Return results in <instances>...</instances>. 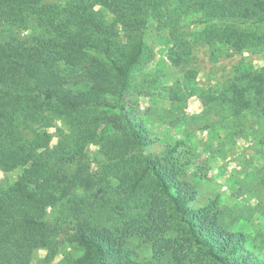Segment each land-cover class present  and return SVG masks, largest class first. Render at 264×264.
Segmentation results:
<instances>
[{
  "label": "trees",
  "instance_id": "1",
  "mask_svg": "<svg viewBox=\"0 0 264 264\" xmlns=\"http://www.w3.org/2000/svg\"><path fill=\"white\" fill-rule=\"evenodd\" d=\"M150 21L186 84L196 79L191 36L236 54L264 49V0H0V171L23 169L0 189V264H31L37 250L53 264L65 242L81 254L57 264H139L126 250L136 240L161 264H264L214 207H192L195 191L171 164L175 148L145 150L124 95ZM195 24L202 30L189 32ZM201 103L264 113V66Z\"/></svg>",
  "mask_w": 264,
  "mask_h": 264
},
{
  "label": "rangeland",
  "instance_id": "2",
  "mask_svg": "<svg viewBox=\"0 0 264 264\" xmlns=\"http://www.w3.org/2000/svg\"><path fill=\"white\" fill-rule=\"evenodd\" d=\"M202 28L191 25L189 32ZM259 34L264 35V25ZM164 36L150 21L142 63L133 73V86L124 95V104L146 131L147 153L161 157L175 148L171 164L180 180L195 191L192 207H214L222 227L242 234L247 240L245 249L264 262V113L233 116L224 107L201 103L212 87L237 73L262 68L264 49L236 54L222 45L209 48L191 36L189 68L196 71V79L186 84L184 71L167 58ZM175 92L181 97L178 102L172 101ZM56 142L53 137L51 145ZM96 149L91 146L88 151L94 164ZM22 172V168L0 171V189L10 186ZM126 250L139 264H161L153 258L151 247L139 240L127 244ZM59 252L53 264L81 254L68 242ZM46 255L45 250H37L31 264H43Z\"/></svg>",
  "mask_w": 264,
  "mask_h": 264
}]
</instances>
